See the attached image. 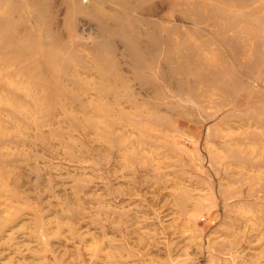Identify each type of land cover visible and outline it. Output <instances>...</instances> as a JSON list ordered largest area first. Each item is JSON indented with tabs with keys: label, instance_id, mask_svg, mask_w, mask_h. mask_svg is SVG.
<instances>
[{
	"label": "rangeland",
	"instance_id": "rangeland-1",
	"mask_svg": "<svg viewBox=\"0 0 264 264\" xmlns=\"http://www.w3.org/2000/svg\"><path fill=\"white\" fill-rule=\"evenodd\" d=\"M0 264H264V0H0Z\"/></svg>",
	"mask_w": 264,
	"mask_h": 264
}]
</instances>
